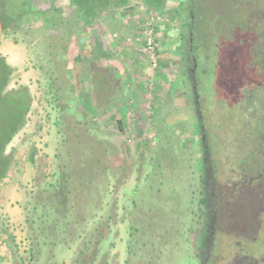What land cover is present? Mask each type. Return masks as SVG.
Wrapping results in <instances>:
<instances>
[{
  "label": "rangeland",
  "instance_id": "1",
  "mask_svg": "<svg viewBox=\"0 0 264 264\" xmlns=\"http://www.w3.org/2000/svg\"><path fill=\"white\" fill-rule=\"evenodd\" d=\"M32 2L41 13L27 15L16 33H1L0 46L30 48L28 65L38 67L45 97L33 95L3 56L14 69L6 89L30 90L31 117L53 105L60 138L57 154L34 165L30 241L21 254H33L32 264H264V229L244 236L225 226L240 212L228 211L224 197L214 196L222 207L204 205L207 193L227 194L264 162V0H194L192 10L191 0H167L163 12L129 0L96 20H86L69 0ZM99 23L102 31L93 26ZM151 23L157 68L143 42ZM86 29L110 49L98 62L105 73L96 70L95 40L84 42L92 44L88 56L78 52L86 51L80 43ZM68 36L78 45L62 43ZM72 47L77 59H88L76 69L90 80L84 88L107 96L99 115L93 104L83 108L69 98L79 88L66 72ZM97 73L104 84L95 85ZM124 91L126 100H115L113 109L111 99ZM31 133L21 139L18 133L6 153L15 159L33 149ZM59 182L64 191L57 197ZM105 188L113 196L105 198ZM8 248L17 256L18 249Z\"/></svg>",
  "mask_w": 264,
  "mask_h": 264
},
{
  "label": "crops",
  "instance_id": "2",
  "mask_svg": "<svg viewBox=\"0 0 264 264\" xmlns=\"http://www.w3.org/2000/svg\"><path fill=\"white\" fill-rule=\"evenodd\" d=\"M41 10H45L46 8H41ZM38 8V10H39ZM34 9V8H33ZM72 19V18H71ZM75 22V21H74ZM76 23V22H75ZM85 24L88 22L84 21ZM99 24L93 25L95 28H97L99 31H102ZM85 26V25H84ZM53 28H56L52 26ZM73 23L70 22L69 28L71 31H73V28H75ZM88 28V27H87ZM89 29V28H88ZM90 31V30H88ZM87 29L84 31V33L81 34L80 43L81 45L84 42H88V39L92 38V40H95V47L97 44L99 45L96 50H93L95 53L93 54L94 57H98V61L96 62V70L101 69V73H105V69L102 68L101 64L99 65V60L106 59L107 49L103 42V36L100 34H96V31L93 30L91 35L89 36ZM85 33L87 35L85 36ZM83 35L85 36L84 39L82 38ZM70 37V36H68ZM67 41H65V38L62 39V43H67V45H78L77 42L79 40L75 38H68ZM91 44V43H90ZM90 44H85L87 46L85 48L86 51H78L79 53L82 52L85 56H88V46ZM92 45V44H91ZM24 50L26 51H23ZM63 48V47H62ZM66 49V48H65ZM75 47H72L71 50L68 51V67L66 72L68 75H70V83H72V86L76 84L78 93L70 92L69 98H78L80 99L78 102L81 103L83 108H87L89 105L94 106L95 113L97 115L103 113V109L100 108V105L102 107L104 106V100L106 99V95L104 94H97L95 91H90L88 87H85V84L87 86L90 84L89 78L86 80H82V78H79V73L77 72V67L83 68L85 63L88 62V59L85 57H81L80 59H77L74 55ZM28 52V56H27ZM98 52V53H97ZM0 54L2 56H5L8 58V60L11 61V65L17 69V73L20 74V77L23 81L22 84H25V86H28L30 88L33 95H37L40 100L45 97V93L41 92L39 89V83H40V77H39V69L36 66L28 65L30 64V48L27 46L21 47V44H9V43H1L0 46ZM28 57V60L24 61ZM22 58V59H21ZM85 60V61H84ZM80 61V63H79ZM21 64H24L21 65ZM23 66V68H21ZM12 67V68H13ZM75 70V71H74ZM95 85L96 84H104L102 81L101 76L97 73L95 74ZM126 86V85H122ZM125 89V88H124ZM80 90V92H79ZM71 91V90H70ZM98 91H102L98 89ZM105 91V90H104ZM92 92V93H88ZM103 92V91H102ZM104 93V92H103ZM126 92L124 91L118 99L112 98L111 104L114 105L116 103L115 100H119L116 104L120 105V101L126 100V97L124 95ZM68 98V100H69ZM109 100V98H108ZM91 101V103L89 102ZM106 102V101H105ZM178 102V103H176ZM87 103V104H86ZM86 104V105H85ZM109 104V103H108ZM176 106H182L181 101L175 100ZM52 105V103H51ZM85 105V106H84ZM98 105V106H97ZM115 105L113 106V109H115ZM51 111L44 110V112L39 111V114L37 117L33 114L32 117L29 112L28 123L26 125V128L19 132V137H23L26 133H31L30 137L32 140V137H34L35 146L33 149L29 150L28 147H25L22 151V153H17L16 158L14 159V162L10 168V171L8 172L7 177L2 181L0 184V264H32L34 261L31 260L30 253L21 254L24 253L23 249H27V244H29V231H30V220L28 217V207L31 202V199L35 193L36 189V164H38V161L42 158V156L51 157L52 154H57V148H58V141L60 138L59 131L60 129H57V124L59 123V116L52 105V108H50ZM67 105L65 107V111H67ZM99 111V112H98ZM115 111V110H114ZM114 111H112L114 113ZM32 113V112H31ZM94 114V113H93ZM48 116L50 117V120L48 119ZM38 123V125L35 126V124ZM125 127V126H124ZM35 132V133H34ZM17 135V136H18ZM35 135V136H34ZM125 140V139H123ZM126 143V142H125ZM33 151L36 153L35 157V164L32 162V159L30 158V152ZM104 196L105 198H110L113 196V191L110 188L104 189ZM88 206V203H86V207ZM104 207V205H103ZM7 245L13 246L15 250L18 251L17 256H15L13 253L10 254V249H6ZM20 249V251H19ZM38 260V259H35Z\"/></svg>",
  "mask_w": 264,
  "mask_h": 264
},
{
  "label": "trees",
  "instance_id": "3",
  "mask_svg": "<svg viewBox=\"0 0 264 264\" xmlns=\"http://www.w3.org/2000/svg\"><path fill=\"white\" fill-rule=\"evenodd\" d=\"M32 1L33 0H0V35L1 33L4 35L16 33L18 26L21 25L20 21H24L27 15L41 13V11H33V9L30 8V4L33 3ZM53 1L55 0H52V2ZM128 1L129 0H107L97 6L96 3L91 0H69L73 6H76L78 12L83 14L86 20L98 19L99 13L110 6L111 10L125 7ZM146 1L152 9V12H163L167 4V0ZM191 4L189 6L192 10L195 5L194 0H191ZM188 39L189 43L194 40L192 35H190ZM13 72L14 69L7 63L5 58L0 55V184L7 177L14 159L13 155L6 153V150L16 135L26 126L27 117L31 111L32 105V96L27 87L22 86L18 89L7 91L6 88ZM262 73L264 75V67ZM57 102L60 103V99H57ZM120 124L122 125L121 122ZM122 126L124 127L125 125L123 124ZM35 157L36 153L31 151L30 158L34 164ZM58 188L60 189V193L57 197L64 191L61 182H59ZM54 201L55 200L52 199L51 202L53 203Z\"/></svg>",
  "mask_w": 264,
  "mask_h": 264
},
{
  "label": "flooded vegetation",
  "instance_id": "4",
  "mask_svg": "<svg viewBox=\"0 0 264 264\" xmlns=\"http://www.w3.org/2000/svg\"><path fill=\"white\" fill-rule=\"evenodd\" d=\"M206 162L207 159L205 160ZM242 177L243 181L235 184L232 189H229L227 194L222 190H220L219 194L215 192L213 195H209L207 193L208 200H206L204 205L211 208L222 207V205L214 201V196H220V202L223 201L224 197L226 203L223 205L229 207L228 211L237 210V212H240L238 218L235 214L232 217L231 215L228 216V222L225 226L231 228L233 231L238 230L244 236H247L250 232H255L258 228L260 229V227L264 229V162L260 166L253 165L251 172L246 173ZM208 181L210 180L208 179ZM214 218L215 216L211 215L212 222H214ZM212 234H214V231ZM213 238H211V241ZM211 241L205 242L208 250L211 248L213 242ZM255 263L257 264V262Z\"/></svg>",
  "mask_w": 264,
  "mask_h": 264
},
{
  "label": "built area",
  "instance_id": "5",
  "mask_svg": "<svg viewBox=\"0 0 264 264\" xmlns=\"http://www.w3.org/2000/svg\"><path fill=\"white\" fill-rule=\"evenodd\" d=\"M155 16H153L152 18H154ZM147 30V31H146ZM144 32V37H143V42L145 45V51L148 53V56L151 58L153 66L155 68H157V60H156V52L158 50V43H157V35L155 34V28L153 27L152 23L151 25L148 27V29H146ZM151 139H153L156 143L157 141V137L155 135H152L150 137Z\"/></svg>",
  "mask_w": 264,
  "mask_h": 264
}]
</instances>
